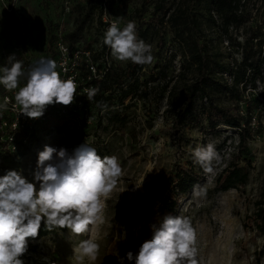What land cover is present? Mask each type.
I'll return each mask as SVG.
<instances>
[{
	"label": "rangeland",
	"instance_id": "374dc122",
	"mask_svg": "<svg viewBox=\"0 0 264 264\" xmlns=\"http://www.w3.org/2000/svg\"><path fill=\"white\" fill-rule=\"evenodd\" d=\"M152 1L127 0L120 3L119 0H106V17L116 20L121 29L129 21L138 26L140 20H147ZM85 3L86 0H0V67L6 66L12 55L22 65L34 59L39 61L44 55L51 30L56 26L62 27L64 33L75 29ZM246 8L249 20L233 34L240 41L255 23L264 19V0H247ZM138 10L141 14L137 13ZM97 14L93 21L86 20L84 23L81 39L93 42L102 36ZM101 20L104 21L103 18ZM17 27L21 28L23 38L17 37ZM160 33L167 42L161 48L157 37L148 43L153 60L145 64L141 73V77L146 78L155 72L149 97L138 99L129 107L123 126L109 122L106 117L101 123L98 120L91 122L80 133L67 125L61 130L39 125L24 151L4 159L1 176L9 170H16L39 188L34 172L38 154L46 145L57 150L64 148L72 155L77 147L87 142L102 158L115 156L123 172L114 189L99 198L102 205L100 219L90 226L89 235L99 244L96 264H121L120 258H123L122 264H135L134 259H127V253L131 251L133 256L137 255L143 242L153 237V225L158 228L165 217L179 215L190 218L197 231L198 264H256L260 250H263L260 260L264 262V232L256 230L254 220L258 201L264 199V82L258 81L257 87H248L245 91L261 97V104L254 111L256 117L251 121L252 126H259L247 139L252 157L248 180L238 187L216 191L213 188L215 176L228 161L245 163L233 146L237 134L226 130L210 132L204 119L200 124L182 127L179 132L164 134L162 129L171 124L173 112L180 106V94L173 97L172 103H168L161 94L162 75L159 68L169 62L174 45L170 46V33L165 28H161ZM218 46L228 59L240 58V50L235 46L229 48L226 41L218 43ZM113 60L118 65L127 63L114 57ZM179 61L177 54L173 65L168 68L170 76L177 72ZM156 62L157 67L154 66ZM182 81L176 79L178 88ZM217 99L226 104L235 102L223 96ZM240 105L243 107L242 102ZM227 133L232 136L222 146ZM208 143L215 146L220 157L218 164L213 162V173L206 174L203 169L205 179L182 194L175 212L157 215L148 226L144 213L153 201L152 193L162 175L176 163L193 160V150ZM85 238L88 236L72 235L68 228H57L41 238H29L31 248L21 259L24 264H72L74 249Z\"/></svg>",
	"mask_w": 264,
	"mask_h": 264
},
{
	"label": "trees",
	"instance_id": "16d2710c",
	"mask_svg": "<svg viewBox=\"0 0 264 264\" xmlns=\"http://www.w3.org/2000/svg\"><path fill=\"white\" fill-rule=\"evenodd\" d=\"M101 1L86 0L85 6H82L81 19L75 29L64 34V40L73 43L80 39L84 23L86 20L93 21L95 13L98 12V22L103 32L101 39L95 38L92 42L91 39L85 38L83 44L86 47H94L101 41L100 51L106 49L107 45L103 43V38L110 25L101 20L103 12ZM246 1L153 0L147 20H140L139 25L136 26L138 39L146 44L157 37L160 48L163 47L167 41L163 33H160V29L165 28L170 33L168 40L170 46L174 45L169 62L166 61L163 67L159 68V73L162 75L160 87L161 94L168 103H172L173 97L180 94V106L173 112L171 124L162 129L164 134L169 131L179 132L184 126L200 124L203 119L210 132L219 133L221 130H226L237 134V141L233 146L239 158L245 163L228 161L215 176L213 188L216 191H225L247 182L252 161L247 139L254 135L253 132L257 131L259 126H252L251 121L256 117L254 111L261 104V97L245 91L248 87H257L258 81L264 82V19L255 23L242 41L233 35L249 20ZM119 2L126 3L127 0H119ZM137 13L141 14V10ZM53 31L54 29L48 35L42 58L55 61ZM16 35L23 38L20 27L16 28ZM223 41L227 42L229 48L235 46V49L240 50L239 59L236 57L233 60L228 59L220 51L218 43ZM177 54L180 58L178 70L170 76L168 68L173 65V59ZM37 62L38 60L34 59L24 63L22 66L25 74ZM144 66L145 64H134L131 61L125 65L113 62L101 76L89 81L97 88L91 100L86 97V101L96 114L95 121L101 123L106 117L109 122H115L121 127L127 120L129 107L138 99H148L155 72L142 78ZM154 66L157 67L158 63H154ZM174 77L183 80L179 88L176 79L172 82ZM20 83L22 86L25 85L26 75L20 78ZM3 90L4 86L0 84V92ZM220 96L233 99L235 102L223 103L217 99ZM240 102L243 103V107H240ZM39 125L42 128L54 127L61 130L65 127V121L61 117L48 116L38 123ZM35 129L30 133L21 130L17 135L28 134L31 140ZM230 136L232 135L229 133L225 135L222 146ZM16 140L21 142L19 137H16ZM26 146L28 144H24L13 154L24 151ZM193 162L188 159L176 163L162 175L152 193L153 201L144 213L148 226L157 215L174 213L182 194L205 179L203 168ZM254 216L256 230L264 232V199L258 201ZM50 232L42 223L39 235L35 238H41ZM28 248H31V245H28ZM262 252L263 250H260L256 264H264L260 260Z\"/></svg>",
	"mask_w": 264,
	"mask_h": 264
},
{
	"label": "clouds",
	"instance_id": "9594fccd",
	"mask_svg": "<svg viewBox=\"0 0 264 264\" xmlns=\"http://www.w3.org/2000/svg\"><path fill=\"white\" fill-rule=\"evenodd\" d=\"M103 43L120 62L143 65L153 60L151 45L138 39L134 22L129 21L122 29L116 23L111 24L104 33ZM25 75V85L15 92L19 113L39 118L50 104L67 106L74 101L77 85L71 78H61L56 61L41 58L25 74L22 62L12 55L8 64L0 67V84L9 91L16 90ZM95 91L87 92L89 100ZM6 107L7 101L0 104V109ZM192 156L206 174L213 173L214 161L220 162L212 143L197 146ZM122 175L115 156L102 158L86 142L72 155L64 148L57 150L46 145L38 154L34 172L39 188L16 170L0 176V264H24L21 257L28 250V239L39 235L42 222L49 231L68 228L72 235L88 236L74 249L72 264H96L99 244L90 237V226L100 219L99 198L107 196ZM152 228L153 237L143 242L138 254L127 253L129 261L198 264L197 231L190 218L167 216L158 228L155 225ZM120 259L122 264L123 258Z\"/></svg>",
	"mask_w": 264,
	"mask_h": 264
},
{
	"label": "built area",
	"instance_id": "2783aa9c",
	"mask_svg": "<svg viewBox=\"0 0 264 264\" xmlns=\"http://www.w3.org/2000/svg\"><path fill=\"white\" fill-rule=\"evenodd\" d=\"M101 5L104 22H107V25L116 23V20L106 17L108 10L106 0H102ZM53 33L57 71L62 79L71 78L77 85L74 101L67 106L59 103L50 104L45 108L41 117L29 118L19 113L20 108L15 102V92L22 87L20 81L16 90L9 91L4 87L0 93V104L7 101V107L0 109V176L5 164L4 159L30 141L28 134L18 136V131L25 130L30 133L48 116H57L65 121V126L80 133L83 132L85 126L96 119V114L86 101V97L89 90L97 91V88L89 81L101 76L103 71L114 62L111 49L107 46L104 51H100L101 41L94 47H86L83 44L84 39L81 38L73 43L67 42L64 40V30L60 26H56ZM16 137H19L21 142H17Z\"/></svg>",
	"mask_w": 264,
	"mask_h": 264
}]
</instances>
